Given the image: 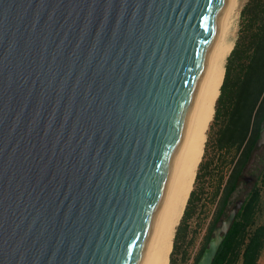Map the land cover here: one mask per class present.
<instances>
[{"label":"water","instance_id":"1","mask_svg":"<svg viewBox=\"0 0 264 264\" xmlns=\"http://www.w3.org/2000/svg\"><path fill=\"white\" fill-rule=\"evenodd\" d=\"M225 4L0 0V264L139 263Z\"/></svg>","mask_w":264,"mask_h":264},{"label":"trees","instance_id":"2","mask_svg":"<svg viewBox=\"0 0 264 264\" xmlns=\"http://www.w3.org/2000/svg\"><path fill=\"white\" fill-rule=\"evenodd\" d=\"M264 0H249L227 58L204 152L169 264H198L215 230L242 208L214 264H260L264 253ZM197 253H196V249ZM195 253V255H194Z\"/></svg>","mask_w":264,"mask_h":264},{"label":"bare ground","instance_id":"3","mask_svg":"<svg viewBox=\"0 0 264 264\" xmlns=\"http://www.w3.org/2000/svg\"><path fill=\"white\" fill-rule=\"evenodd\" d=\"M241 5L242 0H226L219 17L216 38L207 55L192 103L183 122L163 197L153 217L138 264H169L176 228L183 217L203 156L205 135L214 114L226 61L237 39Z\"/></svg>","mask_w":264,"mask_h":264},{"label":"rangeland","instance_id":"4","mask_svg":"<svg viewBox=\"0 0 264 264\" xmlns=\"http://www.w3.org/2000/svg\"><path fill=\"white\" fill-rule=\"evenodd\" d=\"M249 0H242V5H241V8H240V13H239V18H238V22H237V31H236V38L238 36V32H239V27H240V14H241V11L243 9V7L245 6V4L248 2ZM197 250L198 248L196 249V253H197ZM195 255V253H194ZM195 257V256H194ZM194 257L193 259L188 263V264H193V261H194Z\"/></svg>","mask_w":264,"mask_h":264},{"label":"crops","instance_id":"5","mask_svg":"<svg viewBox=\"0 0 264 264\" xmlns=\"http://www.w3.org/2000/svg\"><path fill=\"white\" fill-rule=\"evenodd\" d=\"M260 264H264V253H263L262 259L260 261Z\"/></svg>","mask_w":264,"mask_h":264}]
</instances>
